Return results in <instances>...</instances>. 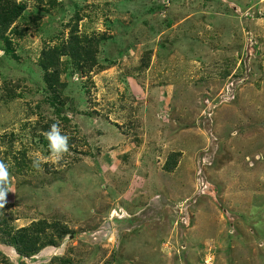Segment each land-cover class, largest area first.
<instances>
[{
  "label": "rangeland",
  "instance_id": "374dc122",
  "mask_svg": "<svg viewBox=\"0 0 264 264\" xmlns=\"http://www.w3.org/2000/svg\"><path fill=\"white\" fill-rule=\"evenodd\" d=\"M14 1L0 264H264V0Z\"/></svg>",
  "mask_w": 264,
  "mask_h": 264
},
{
  "label": "clouds",
  "instance_id": "9594fccd",
  "mask_svg": "<svg viewBox=\"0 0 264 264\" xmlns=\"http://www.w3.org/2000/svg\"><path fill=\"white\" fill-rule=\"evenodd\" d=\"M45 138L48 141V148L51 154L59 160L64 153L69 151V139L67 134H62V130L59 122L53 123L50 126L49 131L44 133ZM41 161L39 157L33 160V167L39 168ZM8 175L7 166L0 161V179H5ZM4 198V194L0 193V199Z\"/></svg>",
  "mask_w": 264,
  "mask_h": 264
},
{
  "label": "trees",
  "instance_id": "16d2710c",
  "mask_svg": "<svg viewBox=\"0 0 264 264\" xmlns=\"http://www.w3.org/2000/svg\"><path fill=\"white\" fill-rule=\"evenodd\" d=\"M23 7L17 4L14 0H0V29L6 30L22 13ZM42 223L32 224L29 229H24V232H27L31 235L30 231L40 230V232H45V228L41 226ZM31 238L36 240L39 237Z\"/></svg>",
  "mask_w": 264,
  "mask_h": 264
}]
</instances>
